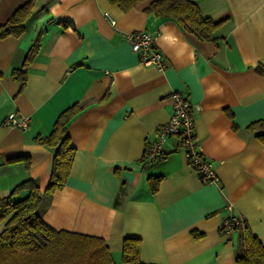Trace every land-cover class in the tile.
<instances>
[{
	"label": "crops",
	"instance_id": "obj_1",
	"mask_svg": "<svg viewBox=\"0 0 264 264\" xmlns=\"http://www.w3.org/2000/svg\"><path fill=\"white\" fill-rule=\"evenodd\" d=\"M26 1L0 0V24ZM151 1L124 11L108 0H35L24 32L0 38V198L27 178L45 190L53 150L35 137L80 103L67 123L76 150L70 174L44 198L42 220L102 239L115 264L125 237L140 239L146 263L237 264L245 230L264 245V143L248 129L264 121V0H192L220 22L213 41L147 12ZM140 30L155 35L165 69L141 64L132 51L125 34ZM36 40L20 90L11 72ZM173 92L192 107L195 138L217 183L197 177L176 136L163 143L162 160H143L172 113ZM12 111L30 118L25 130L3 125ZM18 156L29 163L8 162ZM150 177H159L154 192ZM226 205L244 220L227 236Z\"/></svg>",
	"mask_w": 264,
	"mask_h": 264
},
{
	"label": "trees",
	"instance_id": "obj_2",
	"mask_svg": "<svg viewBox=\"0 0 264 264\" xmlns=\"http://www.w3.org/2000/svg\"><path fill=\"white\" fill-rule=\"evenodd\" d=\"M127 11L142 0H108ZM35 0H28L16 8L9 18L0 24V38L20 36L32 14ZM147 12L157 16L174 18L184 30L201 40H216L215 30L220 25L210 17L203 16L192 0H152ZM38 40L28 49L20 68H14L12 76L19 81L20 90L26 84L30 61L36 54ZM83 108L74 103L64 109L56 118L52 130L45 136L35 137L36 142L53 150L52 167L48 185L40 191L35 180L27 178L15 185L0 198V264H115L103 240L97 237L56 231L41 218L45 206L44 198L61 189L70 174L75 156V147L67 132V123ZM248 129L264 143V121H255ZM26 159L18 156L8 162ZM29 162L26 159V165ZM159 177H150L149 185L154 192ZM26 194L20 196L21 192ZM244 225V222L241 226ZM196 236V234H195ZM140 239L125 237L122 243V264L146 263L139 255ZM237 264H264V245L249 231H244L243 248L236 255Z\"/></svg>",
	"mask_w": 264,
	"mask_h": 264
},
{
	"label": "built area",
	"instance_id": "obj_3",
	"mask_svg": "<svg viewBox=\"0 0 264 264\" xmlns=\"http://www.w3.org/2000/svg\"><path fill=\"white\" fill-rule=\"evenodd\" d=\"M106 17L112 25L115 19L105 12ZM132 51H134L141 64L154 65L160 70L166 68L167 64L162 53L156 48L155 35L148 31H131L125 34ZM172 113L167 122L156 129L155 137L146 143L143 160L154 162L162 160L166 154L162 149L163 143L172 136L178 138L177 150L185 157L191 165L197 177L204 182L217 183L215 165L212 160L206 157L201 150L200 144L195 138V124L192 114V107L186 99L178 92L172 93ZM30 122L26 115L14 111L8 113L3 120V125L25 130ZM243 218L235 213L231 205L225 206V215L222 218L220 229L224 235H229L233 229L243 224Z\"/></svg>",
	"mask_w": 264,
	"mask_h": 264
}]
</instances>
